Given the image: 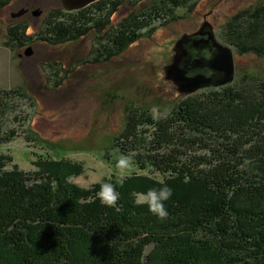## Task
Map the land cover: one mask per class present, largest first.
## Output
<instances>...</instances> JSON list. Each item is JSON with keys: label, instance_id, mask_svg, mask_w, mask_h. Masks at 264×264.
I'll list each match as a JSON object with an SVG mask.
<instances>
[{"label": "trees", "instance_id": "16d2710c", "mask_svg": "<svg viewBox=\"0 0 264 264\" xmlns=\"http://www.w3.org/2000/svg\"><path fill=\"white\" fill-rule=\"evenodd\" d=\"M196 1L152 0V16L131 17L122 42L129 47L138 41L149 18L172 16ZM122 5L124 0H99L75 12L62 9V22L51 23L47 33L62 43L78 40L85 30L72 33L74 23L102 22L104 30ZM21 36L25 43L31 39ZM220 37L236 54L264 61V2L234 14ZM242 80L251 83L220 90L223 97L189 99L182 120L146 121L152 132L142 131L144 125L141 140L135 129L145 123L132 124V118L115 146L124 154L138 152V170L153 168L161 178L112 177L118 193L113 207L97 198L100 184L86 189L60 176L80 175L76 165L44 159L36 164L46 175L41 177L0 164V264H264V76ZM188 124L200 138L188 142ZM9 140V132L0 136V144ZM179 144L185 149L171 153ZM159 182L172 189L163 220L133 203L136 192Z\"/></svg>", "mask_w": 264, "mask_h": 264}, {"label": "rangeland", "instance_id": "374dc122", "mask_svg": "<svg viewBox=\"0 0 264 264\" xmlns=\"http://www.w3.org/2000/svg\"><path fill=\"white\" fill-rule=\"evenodd\" d=\"M6 1L8 4L0 7V116L5 115L0 117V136L10 134V140L0 144V164H5V171L41 172L36 164L44 163V159L63 161L64 167L76 165L80 175L70 177L62 172L60 176L89 189L104 181L114 184V176L121 180L115 162L126 155L133 163L130 175L161 178L153 168L138 170V152L124 154L115 146L132 118V124L145 123L135 129L141 140L138 131L144 125L142 131L150 128L152 132L146 121L169 124L171 119L182 120L178 117L189 99L214 94L223 97L220 90L247 87L251 81L244 82L245 75L264 76V61L236 53L235 78L221 86H210L214 82L210 80L184 94L165 72L183 36L202 32L201 26L208 23L224 43L220 34L225 23L237 12L264 0H197L189 7L177 8L172 16L155 22L149 18L142 37L129 47L122 42L123 32L132 29L134 15L151 12L152 16V0H124L126 5L113 13L104 30L99 29L102 22L78 25L73 20L72 33L85 31L77 33L81 35L78 40L64 43L47 33V28L62 22L60 0H0ZM130 1H134L132 5ZM22 9L28 13H20ZM36 10L42 14L33 15ZM21 35L31 39L25 43ZM192 128L188 124V142L202 135ZM161 135L165 138L167 132ZM184 149V144H179L171 153ZM40 176L46 175L41 172Z\"/></svg>", "mask_w": 264, "mask_h": 264}, {"label": "water", "instance_id": "95a60500", "mask_svg": "<svg viewBox=\"0 0 264 264\" xmlns=\"http://www.w3.org/2000/svg\"><path fill=\"white\" fill-rule=\"evenodd\" d=\"M60 1L67 12H74L99 0ZM34 15L39 16L40 11L36 10ZM201 27L200 30L208 31V38L203 41L199 39L203 31L183 36L176 44L172 63L165 68L168 79L179 86V91L184 94L198 90L200 85L210 80L214 81L210 86H221L231 83L235 78L234 49L217 39L210 24L205 23ZM200 45L202 50L199 49ZM193 66L195 68L192 70Z\"/></svg>", "mask_w": 264, "mask_h": 264}, {"label": "clouds", "instance_id": "9594fccd", "mask_svg": "<svg viewBox=\"0 0 264 264\" xmlns=\"http://www.w3.org/2000/svg\"><path fill=\"white\" fill-rule=\"evenodd\" d=\"M132 168V159L126 155H121L115 162L116 174L121 180L129 177ZM96 195L100 203L106 207H113L118 199L116 188L111 182H102ZM171 196V187L166 183L160 182L159 187H148L144 191L136 192L133 197V203L146 206L152 215L157 219L163 220L168 216L165 205Z\"/></svg>", "mask_w": 264, "mask_h": 264}, {"label": "flooded vegetation", "instance_id": "af4514ba", "mask_svg": "<svg viewBox=\"0 0 264 264\" xmlns=\"http://www.w3.org/2000/svg\"><path fill=\"white\" fill-rule=\"evenodd\" d=\"M39 11H40V10H39ZM34 12H35V11H33V12H32V14H33V15H34ZM20 13L27 14V13H28V11H27V10H24V9H22ZM41 14H42V11H40V15H41ZM204 33H205V31H203V32H202V34H203V38H200L202 41L208 38L207 36H205V37H204ZM177 88L179 89L180 87H179V86H177Z\"/></svg>", "mask_w": 264, "mask_h": 264}]
</instances>
